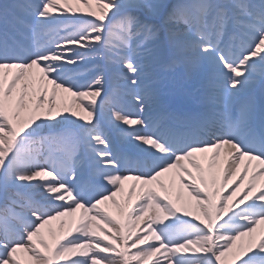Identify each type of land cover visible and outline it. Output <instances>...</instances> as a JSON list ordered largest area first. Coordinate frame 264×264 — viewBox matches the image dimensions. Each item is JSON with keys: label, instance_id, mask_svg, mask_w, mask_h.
Segmentation results:
<instances>
[{"label": "bare ground", "instance_id": "6f19581e", "mask_svg": "<svg viewBox=\"0 0 264 264\" xmlns=\"http://www.w3.org/2000/svg\"><path fill=\"white\" fill-rule=\"evenodd\" d=\"M17 1L15 0L14 4ZM83 1L85 3L80 0H47L41 11L45 16H53L56 13L57 18L29 19L34 29L30 32V40L25 45L26 51L33 59H29L27 65L16 63L12 69H5L1 66L2 57L0 56V149L2 150L0 151L2 169L0 174L2 176L5 174L14 175L19 184L18 187L30 183L28 186L30 188H27L26 192L36 201L44 199L46 203H49L47 199L56 195L54 202L65 206L63 214L68 218L67 220L61 217L64 224L60 226L53 224L50 227H44L43 246L31 249L32 252L25 251L23 254L8 257L2 264H16L17 259L22 261L21 263L27 262L28 264H54V259L51 258L54 250L64 248L75 237L86 235L84 228L90 230L87 234L90 244L98 239L103 242L111 236L118 238L119 244L109 252L111 264H157L159 262L161 264H194L199 254L212 260L213 253L221 242L220 239L227 237L222 236L218 232L220 230H227L232 234L229 247L220 254V260L216 257L217 264H224V262L225 264H258V257L251 261V256H257L253 254L260 252L264 259V216L255 224L256 231L260 236L258 249L255 252L249 247L247 237L240 229L241 226H245L240 220L252 213L253 210L255 212L264 210V151L262 146L259 147L262 157L252 155L249 165L246 167L248 174L252 173V181L256 190L255 202L251 207L239 201V196L244 192V186L241 182L237 184L241 179L243 169L242 165L237 163V159L242 148V143H239L240 138L246 128L247 121L254 125L253 113L256 100H259L260 108L258 127L259 130H264V85L261 80L264 67L259 79L256 76L257 68L262 63L264 64L263 48H260L258 58L245 61L246 70L240 73L242 82L233 83L230 90L223 89L222 93L217 96L211 93L212 73L224 74L230 71L224 68L202 75L206 71V64L202 57L191 69L190 81L184 79V69L182 77L178 78L179 83L173 87L170 84L167 85L168 83H165L164 86L159 85L163 82L164 77L161 72H156L154 63L152 69L149 67L151 60L134 58L132 61L134 63L122 69L120 74L131 77L132 74L139 72L147 80L156 78L159 80V84H156L157 88H154L153 91L143 92L141 88L135 94L137 97L136 101L134 99L136 107L130 111L136 114L140 121L129 119L127 115L117 114L104 106L99 107L101 115L95 118L84 110L86 107L99 106L103 89L94 90L88 95H79L71 84L81 82L88 74H74L75 69L58 62L60 60L58 56L65 59L73 52H51L54 51L51 45L59 39L57 36L61 27L69 33L76 31L80 22L87 25L99 24L101 18L109 10H114L107 1ZM113 1H122L129 6L135 0ZM146 1L148 4L154 5L155 10L148 7H144V9L147 12L151 10L156 14L160 6L159 3L156 0ZM87 4L90 7H87ZM204 4L206 8L211 9H215L217 6L216 0L213 1V4L206 0ZM0 5L2 8L1 17L5 10L3 0H0ZM128 6L121 5V10L127 9ZM219 15L221 16V14ZM109 18L103 20L102 38H108L115 30L105 27L104 23ZM120 18L117 17L114 21L116 29L122 25ZM173 29L178 30L179 27ZM170 30L166 26L164 31H160L162 40L167 38L166 41H170L171 44H180L184 52L183 57L187 58L191 54V46L174 39L175 35L170 33ZM3 41L0 36V51L9 49L10 57L17 56V53L22 54L20 49L16 50L17 47L13 41L9 45H4ZM99 43L95 45V49L91 50L102 55L99 62L101 63L108 55ZM48 50L50 51L47 52ZM158 52L161 53V50ZM172 53L166 57L168 58L165 62L166 65L175 60ZM209 58L215 62L214 57L210 56ZM134 65L135 70L132 71ZM188 67H191V63L188 64ZM66 78L74 81L71 82ZM58 79H65V82L71 84L67 83L68 86L58 85L56 84ZM165 79L167 80V78ZM219 82L228 84L229 81L223 79ZM109 83V80H104V88ZM194 90H197V93ZM254 91H256L255 97ZM228 92L240 98L235 106L236 113L231 119L232 128L228 130L230 140L215 141L212 148L188 151L187 156L192 153L205 152L202 158L191 159L173 155L164 143L159 141L160 139L171 140L173 137L184 140L189 137L188 135H194L199 130L207 131L218 127L219 114L225 110L222 105H228L229 109L232 101L237 99L231 101L230 98L225 99ZM194 107L201 110L202 117L195 114ZM250 108H252L251 117H249ZM176 109L178 110L177 114L175 113ZM228 114L230 115V112ZM44 116H46L45 119ZM75 116L78 118L73 125L71 119ZM12 119L20 124L16 134L19 137L29 136L33 140L41 139L56 131H58V135H65L67 130L63 131L62 129L67 127L75 131L80 130L82 135H80V140L68 143L67 148L62 146L65 149L66 163H58L62 167L76 165L80 170H83L82 176L86 181L88 180L86 173L106 172L111 176L106 185L110 187V190L103 195L99 194L94 201L84 203L78 200L80 191L76 188L75 183H73L74 189L73 187L67 189L68 186L60 183L53 172H48L49 168L55 169L53 162L50 165L49 160H38L32 155L34 152L40 153L38 145L22 148V142L15 141L17 135L9 132ZM103 124L113 132L112 135L108 132L107 144L94 143L91 145L102 153H98V155L88 153V157L92 158L89 160L79 156V150L84 152L88 146L84 134L86 136L93 135L95 125L100 127ZM184 127L187 128L185 131ZM147 132L152 133L151 135L155 136L157 141L145 136L144 134ZM117 142L152 159H172V163L162 161L160 168L150 169L139 158L128 152H120L116 148ZM125 167L136 169L137 172L148 171L151 179L146 181L136 174H131L132 172L123 174ZM1 175L0 201L6 187ZM75 180L70 181L74 182ZM105 180L107 177L102 181L105 183ZM38 185H42V187L38 188ZM150 196L148 207L138 217L136 215L138 207L146 197ZM34 207L40 208L39 203L34 204ZM23 209L24 205L20 204L19 211L23 212ZM21 215L25 218V222L38 220V215L31 212ZM188 220L199 223H205V220H208L210 222L208 235L197 237L189 235L185 238L186 247L179 249L173 246L172 250L176 255L169 258L165 245L168 234L185 226ZM178 239H183V233L178 236ZM192 239H196L198 243H190L189 241ZM4 247V245L0 247V253L4 251ZM145 252L147 253L145 254ZM133 254L137 256H132ZM79 255L75 253V250H71L70 253H65L60 258L64 261H73L83 257ZM46 257H48L47 261Z\"/></svg>", "mask_w": 264, "mask_h": 264}, {"label": "rangeland", "instance_id": "374dc122", "mask_svg": "<svg viewBox=\"0 0 264 264\" xmlns=\"http://www.w3.org/2000/svg\"><path fill=\"white\" fill-rule=\"evenodd\" d=\"M14 1L15 0H3L5 12L0 19V36L5 41H3L4 45H9L11 41H13L17 47L16 50L20 49L22 54L17 53V56L12 55L10 57L9 51H0V56L2 57L1 66L5 69H12L16 63H21L25 66L29 59H33L28 51H26L25 45L30 40V33L28 34V32H32L34 29L29 19L38 20L40 17H47L46 19L57 18L56 13L55 15L53 14V16H45L41 11L43 4L47 0H18L16 4L13 3ZM101 1L109 2L108 5L112 6L114 10H109L105 16L101 18L99 24L87 25L80 22L77 25V30L69 33L61 27L57 36L59 39L51 45L54 50L51 51L53 53L64 51L73 52V54L65 59L58 56L60 59L58 61L59 63L75 69L76 72L74 74H88L86 75L87 77L79 83L74 82V84H71L70 82H65V79H58L56 80V84L68 86L67 83H69L73 85L77 93L82 96L88 95V93H92L94 90L103 89V95L101 96L99 106L91 108L86 107L84 110V112L92 114L95 118L101 115L99 107L104 106L112 109L117 114L123 113L127 115L129 119L140 121L136 114L131 112L136 107L135 101L137 97L135 94L140 91L141 88L143 92L149 93L153 91L154 88H157L156 84H159V80L157 78L147 80L143 78L139 72L132 74L131 77L120 74L122 69L134 63H132L134 58L151 60L152 62L149 64V67L152 69L154 63L156 72H161V75L164 77L163 82L159 85L164 86L165 83H168L167 85L170 84L171 87H173L176 83H179L178 78L182 77L181 74L184 69V79L190 81V77L192 76L191 69L194 68V64L202 57L206 64V71H204L202 75L209 74V72L214 70H223L224 68L230 71L224 74L219 72L212 73L211 93L217 96L222 93L221 91L223 89L230 90L233 83H241L242 75H240V73L245 71L247 67L245 61L258 58L260 55L258 53L260 48H263L264 51V0H216L218 5L216 3L217 6L215 9L206 8L204 4L206 0H156L160 5L156 14L152 13L155 10L154 5L148 4L146 0H135L131 2L129 6L122 1ZM207 1L213 4L214 0ZM80 2L85 3L83 0H80ZM65 3L68 4L69 2ZM120 4L128 6V8L125 9L127 12L124 15H121L124 10H121L122 7ZM87 7L90 6L87 4ZM144 7L154 10L147 12ZM219 14H221V16ZM112 15H120L123 23L121 26L119 25L117 29L115 25H112L111 29H115L113 33L108 38L102 39L101 32L103 20ZM166 26L171 29L170 33L175 35L173 37L174 39H178L191 46L190 48H192V51L187 58L183 57L184 52L180 44H171L170 41H166L167 38L164 41L162 40L160 31H164ZM174 26L179 27V29H173L175 28ZM174 31L176 32L174 33ZM99 41L103 48H105L106 55H108L104 61L101 62L102 64L99 63L100 59H102V55L97 51L91 50L95 49V45L99 43ZM158 50H161V53L158 52ZM49 51L50 50L47 52ZM82 51L84 52L82 53ZM171 53L175 60L166 65L165 62L168 59L166 57L168 54L170 56ZM210 56L214 57L215 62L210 60ZM190 63L191 67H188ZM263 67L264 64L262 63L261 66L257 68V79H259ZM131 70H135V65L132 66ZM165 78H167V80ZM68 79L69 78H66V80ZM106 79L109 80L110 83L104 88L103 83ZM223 79H227L229 81L228 84L219 82ZM70 81L72 82L74 80ZM194 92L197 93V90H194ZM229 98L232 100L238 98V96L228 92L225 95V99ZM222 106L225 110L222 114H219L218 127H213L211 130L207 131L199 130L194 133V135H188L190 138L188 137L184 140H178V138L173 137L171 140L160 139L159 141L164 143L165 147L175 156L178 155L182 158L189 157V159L202 158L205 153L204 151L201 153H192L187 156L189 153L188 151L204 149L206 147L212 148L215 141L221 142L225 139H229L228 125L231 124L229 121L233 118L236 111L229 115L228 105L224 106L223 104ZM50 110H52V108H50ZM231 110H233V108ZM45 117L46 116L43 118L45 119ZM77 118L78 116H75L71 119L73 125ZM19 127L20 124L12 119L10 121L9 132L16 134ZM62 130H67V133L65 135H58V131H56L38 140H33L29 136L19 137L18 134H16L15 141L22 142V148H24V146L28 148L32 145H38L40 153L34 152L32 155L38 160H49L48 163L50 165H52L53 162V167L55 169L49 168L48 172H53L60 183L68 186L67 189H72V187L74 189L73 183H75L76 188L80 191V195L77 197L78 200L84 203L94 201L99 194L103 195V193L110 190V187L106 185L111 176L104 171H95V174L86 173V177L88 178L86 181L82 176L83 170H80L76 165L69 167L60 166L58 162L63 164L66 163L65 149L63 147L67 148L69 146L68 143L71 144V142L78 141V139L80 140L81 135L78 129L75 131L67 127ZM108 132H110L111 135L113 133L107 125L103 124L100 127L95 125L93 135L86 136V134H84L88 141L86 142L88 146L85 152L79 150V156L81 155L84 159L89 160L92 158L88 157V153L94 155L102 153L91 145L94 143L106 145L109 139ZM151 134L152 133L147 132L144 135L149 137V139L155 140L156 137ZM258 138L264 143V131H257L255 128L251 130L250 121H247L246 128L243 130L239 143L246 141L248 148H242L237 159V163H240L243 168L241 179L237 184L241 182L244 186V192L239 196V201L246 203L249 207L254 205L256 190L254 188V182L252 181V173L248 174L246 167L249 165L252 155L259 158L261 157L257 152L252 150L254 149L252 143L255 139L258 140ZM116 148L122 153L129 152L130 155L139 158L146 163L148 168L153 170L160 168L162 161L169 164L172 163V159H152L146 157L145 154L137 153L118 142L116 143ZM0 151L2 150L0 149ZM1 172L2 169L0 166V173ZM122 173L136 174L146 181L151 179L150 172L144 170L137 172L136 169L125 167ZM106 177L107 180H105L104 183L102 180ZM73 179L76 180L71 182L70 180ZM2 180L6 187L0 201V247H3V245L5 247L4 251L0 253V264L8 257H13L15 254H23L25 251L32 252L31 249L43 246V238L45 236V233H43L44 227H50L53 224L57 226L64 224V221H61V217L68 220L67 216L63 214L65 206L54 202L56 199L54 197L56 195L47 199L49 203H46L44 199L36 201L34 197L26 192L27 188H30L28 187L30 183L18 187L19 184L17 183V179L11 174L3 175ZM40 187H42V185H38V188ZM83 197L84 199L82 200ZM150 199L151 196L146 197L142 201L136 211L138 217L146 210ZM36 203H39L40 208L34 207ZM20 204L24 205L23 212L19 211ZM26 212L38 215V220L25 222V218L21 214ZM263 216L264 210H257L256 212L253 210L252 213L247 214L240 220L245 224V226H241L240 229L245 233L249 247L252 248L253 252L258 249V244L260 242V236L256 231L255 224L262 220L261 218H263ZM209 224L210 222L208 220H205V223L188 220L185 226H181L172 233H169L165 243L169 258H173V256L176 255L175 251L172 250L173 246L179 249H184L186 247L185 238L189 235H191V237L208 235ZM84 230L86 235L75 237L70 240L64 248H56L54 250L53 256H51V258L54 259V264H111L109 252L113 247L119 244L118 238L111 236L103 242L98 239L96 242L90 244L91 242L87 235L90 230L88 228H84ZM218 232L222 236L227 237L220 239L221 242L219 247L213 253L214 258L209 260L204 255L199 254L194 264H217L215 262L216 257L220 260V254L229 247L230 235L232 234L227 230H220ZM182 233L183 239L180 240L178 236ZM196 239H192L189 242L196 244L198 243ZM71 250H75V253L83 257L73 261L61 260L62 256H64L65 253H70ZM146 253L147 252H145V254ZM253 255L257 256H251V261L258 257V264H262L264 259L261 253L257 252ZM132 256L137 255L133 254ZM45 260L47 261L48 257H46ZM21 262L22 261H19V259L16 260V264H28L27 262ZM157 264H161V262Z\"/></svg>", "mask_w": 264, "mask_h": 264}]
</instances>
